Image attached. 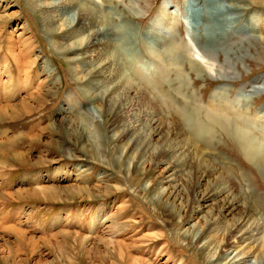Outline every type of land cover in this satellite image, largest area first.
Masks as SVG:
<instances>
[{"label":"rangeland","instance_id":"obj_1","mask_svg":"<svg viewBox=\"0 0 264 264\" xmlns=\"http://www.w3.org/2000/svg\"><path fill=\"white\" fill-rule=\"evenodd\" d=\"M163 1L82 0L130 38L115 39L107 53L119 56L125 74L145 87L163 116L208 153L240 203L232 208L229 194L217 195L207 179H194L192 158L165 153L167 134L156 125L123 139L120 128H111L115 123L104 124L96 101L87 100L94 97L87 82L100 69V59L93 55L94 61L86 62L82 58L88 53L77 51L78 60L69 63L52 44L58 22L47 32L28 0H0V76L11 87L21 81L24 88L10 104L19 111L21 103L27 105L26 114L0 120V264H211L224 247L231 253L223 263L237 255L235 262L243 258L240 264H264V248L238 239L233 243L225 234L248 198L260 201L252 204L264 220V178L227 134L234 127L249 130L264 148V34L257 32L254 41L239 32L249 9L231 29L208 25L204 42L212 38L214 46L202 48L204 61L193 58L203 73L191 71L188 58L194 51L185 50L192 45L185 23L190 0H168V27L156 21L157 31L146 33ZM19 33L32 47L25 53L28 65L24 59L18 70L6 42H15L14 52L25 49ZM75 63L79 69L71 68ZM162 66L169 71L162 72ZM212 105L223 108L221 115L230 122L238 116L240 123L222 132L209 119ZM91 113L93 125L83 121ZM186 116L199 119L206 130L191 132L182 122ZM122 123L131 124V118ZM15 153L23 154L21 161ZM44 186L55 194H17ZM9 224L25 231L26 238H18ZM207 227V236L198 237ZM204 243L209 254L200 250Z\"/></svg>","mask_w":264,"mask_h":264},{"label":"bare ground","instance_id":"obj_2","mask_svg":"<svg viewBox=\"0 0 264 264\" xmlns=\"http://www.w3.org/2000/svg\"><path fill=\"white\" fill-rule=\"evenodd\" d=\"M28 1L31 3V6L35 8L37 15H41V22L47 32H52L53 30H55L52 29V26L55 22H58V26L60 29V31L58 32L60 33H52L54 34L52 44L58 52L64 55L66 61H68L69 63H74L75 60H78L76 57H74L77 51L88 53L85 56L88 57V59H85L84 57L82 58L83 60H86V62H93V55H96V58L98 60L100 59L99 61H101L102 63L99 67L100 69H97V71L89 75L90 78L87 82L94 97H89L88 95L87 100L96 101L98 113L102 116L104 124L106 122H111L113 124L115 123L113 126H111V128H120V137L123 139H130L134 137V135L138 131H143L145 127L156 125L167 134V142L170 147L165 150V153H169L171 154V156H179L184 160L192 158L194 161V166H192L194 179L195 177L197 179L199 177H203L205 178V180L207 179L208 183L217 195L224 193L229 194L232 200V203L230 204L232 208L236 206V203H240L237 197H234L230 193L229 187L226 184L223 175L214 168L213 164L207 158L208 153H206L203 148H200L198 144L193 143L188 137H186L182 133L179 125H177L173 121L166 119L165 116H163L161 111L158 109L157 103L147 92H145V87L140 82L135 81L134 78L132 79L125 74L121 63L118 62L119 56L117 58L116 55L114 56L113 54L107 53L110 47H114L113 41L115 39H122L123 41H125V39L130 40L129 37H127L124 33H120L118 30H115L110 25H107L105 22L106 20H104L101 15H97L95 13L96 10L92 7L87 6L84 2H82V0ZM100 1L102 2V0ZM168 4V0H164L161 3L158 9L157 18L154 20V25L151 27V29H148L149 31H146L147 34L152 31V28L156 29L157 31V26L155 25L157 22L161 26L163 25L168 27V17L165 14V9ZM185 5V23L188 26L187 29L192 43V45H190L191 47H188L185 50H187L188 53L192 50L194 51L192 55L189 53L190 57L188 58L189 63L192 62L193 64V66H191V71H202L203 73L205 69L195 63L193 61L195 59L193 58H200V61H204L202 48L205 46H214L212 38L210 40H207V43L204 42V38L208 39L209 37L207 28L208 25H216V27L220 29H231L235 25L237 19L245 11H247V9H249L250 11L246 16L244 23L238 27L239 32L250 35L254 41L258 38L257 32L264 34V0H190L189 2L186 1ZM112 32H115V36H112ZM21 34L22 33L18 34L17 40L19 41L21 39V43L25 42L27 44H25V49L21 50L18 48L19 50H16L14 52L13 49L15 48V42L13 43L11 38H7L8 42H6V49L8 50L7 52L10 53V56L12 55L11 58L14 59L18 70L21 66H23L22 61L24 59L25 65H28L29 60H26L27 54L25 55V53L32 47H30V44L26 42L27 38H23ZM75 34L80 35L77 40H69V43H64L66 37L70 36L71 38V36ZM159 36L160 35L158 34V37ZM148 37L149 39H151V41L149 42L155 43V37H153L152 34H149ZM161 37L162 36H160V38ZM126 44L127 47H130V43L127 42ZM95 49H97V51L95 53H91L94 52ZM262 50L264 53V46ZM76 63L70 64L71 66L73 65V67L71 68H75L77 66ZM117 63L118 65L120 64L118 67ZM163 66L160 67L162 72L169 71ZM198 67L199 70L197 69ZM100 72L102 73L100 74ZM1 73L2 72L0 71V74ZM175 73L178 76V79H180L181 75L183 74L177 66L175 68ZM24 77L20 78H22V80H25ZM26 81L27 79L25 80V82ZM20 82L17 84V86L11 87V85H8L10 84L9 82L3 81L2 83L1 78L0 120H3L5 117L13 116L14 114L15 116L26 114V104L21 103V111L10 104L12 96L14 97L16 91L18 92V90L24 88V86H22ZM146 87L147 89L149 88L151 93H155V95L158 96L156 89L150 88L149 86ZM212 107L213 109L209 108V114L211 116L209 119H211L212 124H215L222 132L230 131L231 126L229 124L236 126V123H240L241 119H239L238 116L236 118L237 120H231L230 122L228 119L222 117L221 111L223 110V108H218L215 105H212ZM230 111L231 110L228 111L227 109V112ZM87 116L89 118L87 117L83 121H85L86 123V121L90 119L91 122L89 123L92 124V113L88 114ZM124 118H131V124L127 126L124 125L122 123ZM182 122L183 125H186L190 128L191 132H201L199 130L202 129L206 130L204 126H202L199 119H196L195 117H183ZM232 130V132L227 133L228 136L234 139L235 142H238L239 146L243 150L245 157L247 158V161H249L251 165L255 166L264 178V148H261V142H256L253 138H251L249 135V130L241 131L238 128L236 129V127L232 128ZM38 137L39 135L37 134L34 138ZM136 141H138V139H136ZM132 144L137 143L133 141ZM133 148L135 149L136 145H134ZM13 156L17 160L23 158V154L21 153H15ZM55 190L56 189L52 187L44 186L42 188L39 187L17 191V194H24L28 197L33 198H44L47 195L52 196ZM8 195L11 196V193H9ZM246 201L247 202L243 204L244 207L242 209L241 217L233 225L227 228L225 234L229 240H233V243H235L236 239L240 241H249V243L259 245L263 249L264 244L262 243V240H264V220L260 216L261 213H259L254 204H252L254 202L260 205V201H254L251 198H248V200ZM7 228L12 232L18 233V238H26V232L16 228L15 225L9 224ZM209 230L210 227H207L203 233L201 232V234H199L198 237L207 236L206 232ZM83 238L85 239L87 237ZM204 239L205 237H202L201 241L203 242ZM200 250L202 252L205 251L207 252V254H209V250L211 249L204 243ZM221 253L224 254L222 255ZM230 253L231 252L229 251V249H225V247L219 248V251L215 258L213 257L209 262H212L211 264H240V262H242L243 258H240V260L235 262L234 259L237 258V255H235L229 261L223 263L222 259H224V256L225 258H227L229 257Z\"/></svg>","mask_w":264,"mask_h":264},{"label":"crops","instance_id":"obj_3","mask_svg":"<svg viewBox=\"0 0 264 264\" xmlns=\"http://www.w3.org/2000/svg\"><path fill=\"white\" fill-rule=\"evenodd\" d=\"M2 215H7V213L6 214H2ZM5 217H6L5 218V221L9 219V217H7V216H5Z\"/></svg>","mask_w":264,"mask_h":264}]
</instances>
